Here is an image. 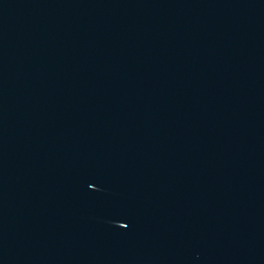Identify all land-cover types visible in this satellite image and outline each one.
Wrapping results in <instances>:
<instances>
[{
    "label": "water",
    "instance_id": "95a60500",
    "mask_svg": "<svg viewBox=\"0 0 264 264\" xmlns=\"http://www.w3.org/2000/svg\"><path fill=\"white\" fill-rule=\"evenodd\" d=\"M0 264H264V0H0Z\"/></svg>",
    "mask_w": 264,
    "mask_h": 264
}]
</instances>
